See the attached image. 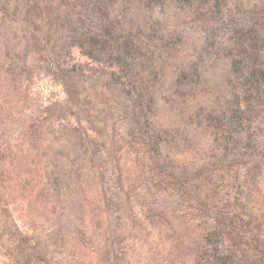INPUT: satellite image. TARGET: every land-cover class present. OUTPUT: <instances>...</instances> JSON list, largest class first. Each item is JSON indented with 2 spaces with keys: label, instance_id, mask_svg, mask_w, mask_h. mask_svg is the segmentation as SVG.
I'll return each instance as SVG.
<instances>
[{
  "label": "trees",
  "instance_id": "16d2710c",
  "mask_svg": "<svg viewBox=\"0 0 264 264\" xmlns=\"http://www.w3.org/2000/svg\"><path fill=\"white\" fill-rule=\"evenodd\" d=\"M0 264H264V0H0Z\"/></svg>",
  "mask_w": 264,
  "mask_h": 264
}]
</instances>
